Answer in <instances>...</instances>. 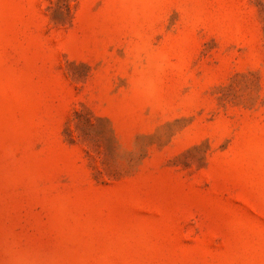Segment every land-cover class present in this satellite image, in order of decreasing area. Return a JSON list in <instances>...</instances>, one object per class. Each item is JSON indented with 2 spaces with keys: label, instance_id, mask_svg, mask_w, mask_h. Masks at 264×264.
Returning a JSON list of instances; mask_svg holds the SVG:
<instances>
[{
  "label": "rangeland",
  "instance_id": "obj_1",
  "mask_svg": "<svg viewBox=\"0 0 264 264\" xmlns=\"http://www.w3.org/2000/svg\"><path fill=\"white\" fill-rule=\"evenodd\" d=\"M0 264H264V0H0Z\"/></svg>",
  "mask_w": 264,
  "mask_h": 264
}]
</instances>
